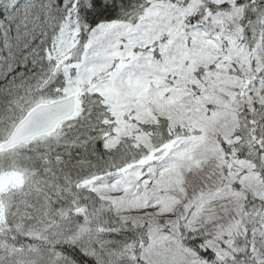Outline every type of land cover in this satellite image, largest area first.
Instances as JSON below:
<instances>
[{"label":"snow or ice","instance_id":"1","mask_svg":"<svg viewBox=\"0 0 264 264\" xmlns=\"http://www.w3.org/2000/svg\"><path fill=\"white\" fill-rule=\"evenodd\" d=\"M0 264H264V0H0Z\"/></svg>","mask_w":264,"mask_h":264}]
</instances>
